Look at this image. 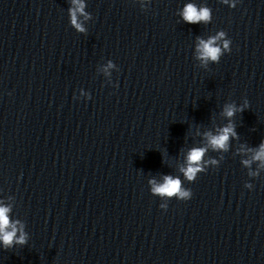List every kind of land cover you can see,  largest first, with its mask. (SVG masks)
I'll use <instances>...</instances> for the list:
<instances>
[{"label": "clouds", "instance_id": "9594fccd", "mask_svg": "<svg viewBox=\"0 0 264 264\" xmlns=\"http://www.w3.org/2000/svg\"><path fill=\"white\" fill-rule=\"evenodd\" d=\"M140 4L142 11H147V5L151 0H135ZM239 0H221V3L228 5L230 8H235ZM71 7L68 8V15L70 25L78 33L87 34L85 21L92 19V15L86 11L87 4L85 0H70ZM183 21L188 24H209L212 21V9L208 6H197L194 3L184 5L180 13ZM81 17L83 19H81ZM232 41L227 38V33L223 30L216 32L215 35L209 36L207 39L197 37V44L195 49V58L199 61L200 66L207 69L211 63H219L221 57L225 53L231 52ZM115 67V64L109 60L104 67L106 74L110 75L109 69ZM118 86V85H114ZM81 96L86 99H91L89 93L81 90ZM249 107V101L244 98L242 104L235 102L225 103L223 105L222 114L228 120V123L222 128L217 129L215 134L212 131L204 133L205 145L191 148L185 157V163L179 166V172L182 173L184 180L189 183L195 182L200 173L207 172L208 165L218 167L224 157L220 160L205 159L209 150L213 152L227 153L230 150V141L232 139H239L236 132V125L233 117L237 113H243ZM238 153H251L250 159H243L241 163L245 168L251 169L254 162H258L256 171H248V176L256 179L260 177V173L264 171V140H262L258 148L248 147L243 144L238 149ZM184 180L180 176H173L171 174L163 176V182L159 183L155 178L149 179L150 192L154 196H159L166 201L173 198L187 201L192 198V190L184 187ZM244 187L251 190L254 185L250 182H245ZM168 204H160V208L167 210ZM12 211L11 205H6L0 201V245L4 249H11L17 245L25 246L29 240V234L25 231V224L10 218Z\"/></svg>", "mask_w": 264, "mask_h": 264}]
</instances>
